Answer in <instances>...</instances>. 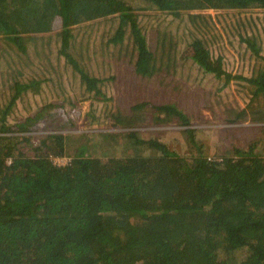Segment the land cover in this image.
<instances>
[{"label":"trees","instance_id":"1","mask_svg":"<svg viewBox=\"0 0 264 264\" xmlns=\"http://www.w3.org/2000/svg\"><path fill=\"white\" fill-rule=\"evenodd\" d=\"M256 9L264 11V0H0V36L25 54L28 35L58 28L59 54L100 102L109 100L107 82L115 77L85 73L71 54V28L110 23L102 41L127 50L134 77L128 89L142 95L130 106L123 98L111 125L92 109L82 122L88 132L55 142L42 136L34 145L40 124L46 133L75 131L80 111L74 116L66 102L53 101L9 124L17 100L39 92L40 82L9 85L10 102L0 111V264H264V142L257 140L264 137V13ZM231 10L245 16L222 29L243 46L245 75L232 71L223 52L219 25ZM137 11L163 15L147 24ZM177 62L197 66L217 95L216 124H260L249 145L231 140L239 127L220 129L224 143L209 157L195 138L203 131L196 128L199 109L147 100L142 86L168 88ZM231 86L246 92L245 107L222 95ZM143 119L180 127L187 153L171 151L158 134L140 137L134 129ZM59 158L70 160L54 163Z\"/></svg>","mask_w":264,"mask_h":264},{"label":"rangeland","instance_id":"2","mask_svg":"<svg viewBox=\"0 0 264 264\" xmlns=\"http://www.w3.org/2000/svg\"><path fill=\"white\" fill-rule=\"evenodd\" d=\"M205 12L212 16L217 14V12L212 10ZM251 12H254V14L264 13V11L259 9L252 10ZM136 13L140 15V19L142 15H147L142 19L143 23L147 24L154 23L156 20L153 18V14L157 16L163 15L158 11H137ZM223 13L226 16L225 22L219 25L224 37L223 52L228 59L232 71L241 72L245 75L248 70L247 63L250 60L247 54L243 53V46L237 43L236 36L228 35L230 30H227V28L226 30L222 29L223 25L236 26L245 15L243 12L236 10L225 11ZM107 19L113 20L112 17H108ZM157 20H162V24L166 22L164 18ZM109 24L104 20L90 21L71 28L74 35V45L72 46L71 54L85 73L95 79L115 77L113 81L110 79L109 83L107 82L106 95L109 99L107 102H100L94 99L93 94L86 91V83L81 82L78 73L59 54L58 47L60 45L57 38H55L60 32L58 28L48 33L28 35V40L26 41L27 51L25 54L18 52L13 45L6 42L0 36V111L10 102L11 87L9 85L14 82L26 84L32 81L40 82L39 92L35 93L34 91L33 94L32 90H28L22 95V99L17 100L7 118L9 124H14L18 119L28 116L37 108L43 107L53 101L66 102V105L70 106L67 109L72 108L70 111L74 116H76L77 109L80 111L75 131L46 133L42 132V124H40L38 131L30 139L34 145H38V141L42 136H46L49 142H55V138H62L60 135L65 133L88 132L87 129H83L82 122L85 114L92 109L97 110L98 114L106 115L108 118L107 125H111V117L121 107L123 98V105L129 104L130 106L132 103L134 104L137 98L140 99L139 97L142 96L128 89V85L134 84V77L127 50L124 48L119 50L118 47L113 48L102 41L103 31L108 29ZM129 51L130 47L128 48ZM173 70L175 75L172 79L166 81L171 82L168 88L162 86V88L154 90L150 88L151 86L144 84L141 93L146 95L148 101L153 100L154 103L176 104L184 112L199 109L203 123L197 125L196 128L203 129V131L198 133L195 138L206 144L209 157H213L217 153L218 142L224 143L223 139L219 140V136L217 135L220 129L239 127L233 130L234 133L230 132L229 134L230 137H233L231 138L233 142H235L234 140H238L244 146L249 145L253 138L258 136L257 133L251 130L259 126V123L248 121L239 125H222L216 124L212 120L211 108L216 107L217 95L214 92L206 90V88L211 86L198 73L197 66L191 62H187L185 65L182 62H177ZM212 94L214 95L213 97ZM223 94L227 100L238 104V107H245L247 101L245 98L246 92L242 88L237 89L236 86H231L230 89L224 90ZM211 99H214V101L210 102ZM204 101H206L205 103L209 108L202 107V105H205ZM147 121L143 119L142 124H144L134 129L136 131L142 130L139 134L140 137L149 138L150 135L158 134V138L164 140L171 151L181 154L187 153L188 147L185 137L178 133L180 127L173 125L153 127ZM102 129H106L105 126ZM107 129L110 131L117 130L110 127H107ZM12 135L20 136L21 134L13 133ZM257 140L264 142V137L261 136ZM23 145L24 151L30 149L29 145L25 143ZM69 160L70 158H59L55 159L54 163L65 165Z\"/></svg>","mask_w":264,"mask_h":264}]
</instances>
